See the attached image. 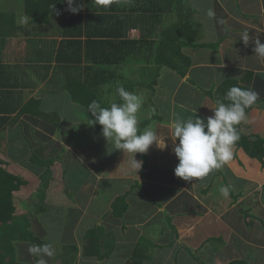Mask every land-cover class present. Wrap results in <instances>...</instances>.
Returning <instances> with one entry per match:
<instances>
[{
	"label": "crops",
	"instance_id": "obj_1",
	"mask_svg": "<svg viewBox=\"0 0 264 264\" xmlns=\"http://www.w3.org/2000/svg\"><path fill=\"white\" fill-rule=\"evenodd\" d=\"M151 1L160 12L148 24L143 22V13L136 11L142 0L128 4L138 16L128 31L129 38L138 39L140 28L146 33L155 28L157 38L165 26L179 20L173 13V0ZM91 2L97 4V0ZM184 5L200 24L197 43L206 44L182 49L190 58L185 75L153 63L124 70L129 73L128 85L155 83L152 94L139 91L143 105L138 116L140 126H157L167 145L160 150L153 144L146 159L135 153L134 158L142 162L137 173L130 167L131 154L115 149L112 140L95 129V137L78 134L77 130L84 128L76 125L84 118L83 110L81 118L71 119L73 133L70 130L67 135L63 120L46 115L51 107L44 106L45 102L55 94L58 102L66 99L71 110L76 105L62 89V74L52 81L55 86L49 85L56 64L53 56L62 37L61 19H50L34 31L36 43L41 45L39 57L27 39L17 41L13 35L5 41L3 62L11 71L0 70V85H5L10 75L12 87L8 91L0 86V108L11 113L0 130V159L5 162L0 168L20 166L28 179L38 181L29 158L11 149L16 136L37 149L28 148V156L41 150L64 152L63 164L51 166L48 208L38 215V223L48 242L79 247L73 264H129L135 251L142 256L140 264H196L198 259L205 264H264V166L236 146L230 162L204 178L185 181L174 175L178 158L169 137L174 116L187 119L193 109L194 115L211 116L215 100L205 92L215 91L226 79H236L258 93L256 104L247 112V122L238 125L241 133L264 138V59L254 53V40L264 43V0H184ZM209 11L213 12L211 17ZM246 29L250 37L247 44L240 39ZM130 68L135 69L133 74ZM114 85L115 79L103 85L108 94L105 99L113 101L116 92L109 88ZM44 87L53 89L45 91ZM147 106L152 108L150 113L145 112ZM30 135L39 137L32 140ZM51 144L56 147H48ZM64 184L74 200L64 194ZM221 187H228L227 197L221 194ZM126 192V209L118 218L112 214L111 204ZM98 225L104 229L100 247L111 240L110 233L114 241L110 256L102 261L95 253L85 255L82 251L84 233Z\"/></svg>",
	"mask_w": 264,
	"mask_h": 264
},
{
	"label": "trees",
	"instance_id": "obj_2",
	"mask_svg": "<svg viewBox=\"0 0 264 264\" xmlns=\"http://www.w3.org/2000/svg\"><path fill=\"white\" fill-rule=\"evenodd\" d=\"M22 13L29 17L35 24H46L50 19L60 18L61 39L54 54L56 64L54 63L53 77L62 78V89L67 93L70 100L81 107L83 110V120L79 126H87L95 129L102 135V126L98 123L89 125V119H93L88 113V105L92 100H97L103 107H108L112 102L120 103L116 89L123 86L126 90L134 93L139 91L153 93L154 82L144 86L138 84H127L129 73L125 72V68L138 64H155L158 67L169 68L180 76H184L189 65L190 58L182 49L184 47H199L197 40L200 38V24L192 18V12L189 8L184 7V0H173V13L179 17L177 22H173L165 26L159 37H155L153 31L145 32L144 28H140L141 35L138 39L128 37V31L134 26L135 9L132 10L128 5L131 0H116L110 8H104L98 4H93L91 0H74V6L79 5V10L75 13L68 10L66 0H21ZM93 5V7L91 6ZM151 0H142L141 5L137 6L136 11L143 13L142 18H146L144 23H149L152 17L160 11L156 7H152ZM171 8V6H170ZM172 9V8H171ZM13 11H0V70L1 73L11 71L10 66L3 62L5 41L8 37L14 35L16 26V16ZM151 31V29L149 28ZM214 47V45H209ZM34 50L39 57L41 53L40 46L35 43ZM52 60L50 61V63ZM15 67V66H14ZM16 70L18 69L15 67ZM60 69V70H57ZM134 68V67H133ZM132 74L135 69L130 68ZM3 76V75H2ZM13 76V75H12ZM17 77V76H16ZM3 78V77H2ZM115 79V85L109 88L113 91L115 97L113 101L105 99L107 88L105 83H109ZM7 83L0 85L1 87H12L10 75L6 76ZM18 78H15L17 81ZM16 85V82L14 83ZM232 86L243 85L236 79H226L221 82L215 91L205 92L211 96L215 102L223 99L226 92ZM112 92V93H113ZM227 102V101H225ZM252 108V107H251ZM246 109V113L251 109ZM0 130L7 120V115L11 112L7 109L0 108ZM6 115V116H5ZM154 118L159 116L154 114ZM237 147L257 160L264 166V138L257 134L245 135L241 133ZM141 154V153H140ZM64 152L60 151L56 156L40 157L34 153L29 158L31 168L35 172L38 182L32 187L22 202L17 205L14 201V193L20 189L22 184L27 182L17 175H13L4 168H0V264H22L16 259V243L26 242L32 245H43L50 243L44 239L45 231L38 223L37 216L47 210L46 198L47 190L52 180L51 166L55 162L63 164ZM144 159L146 154H141ZM3 164V160L0 159ZM27 167V166H24ZM64 194L73 199V195L66 184L63 188ZM127 192L114 198L111 207L112 214L120 218L126 209L125 197ZM74 202V201H73ZM38 226L35 228L34 226ZM103 227L88 229L83 236L82 251L85 255L95 253L96 257L102 261L110 256L114 241L112 233L109 237L111 240L100 247L99 242L103 233ZM100 235V236H99ZM105 237L106 234H103ZM56 253L53 257H45L48 263L53 264H73L78 253L79 247L76 244H53ZM142 256L135 251L130 259L129 264H140ZM37 260V257H35ZM57 261V262H56ZM196 264H205L198 259Z\"/></svg>",
	"mask_w": 264,
	"mask_h": 264
},
{
	"label": "clouds",
	"instance_id": "obj_3",
	"mask_svg": "<svg viewBox=\"0 0 264 264\" xmlns=\"http://www.w3.org/2000/svg\"><path fill=\"white\" fill-rule=\"evenodd\" d=\"M115 2L116 0H97V4L104 8H110ZM66 3L69 11L75 13L79 10V5L74 6V0H66ZM208 15L211 17L213 12L209 11ZM240 39L245 44L249 42L247 29ZM254 43V53L264 59V43L259 39H255ZM116 92L122 101L120 103L112 102L108 107H103L97 100L89 103L88 113L93 119H89L90 122L87 123L100 124L102 135L106 140L114 142L115 149L130 153V167L137 173L142 162L134 158L135 153L146 154L153 144L160 150H164L167 145L164 136H160L154 128L148 127L140 131L138 113L143 105V97L123 86L117 87ZM257 99L256 91L232 86L223 99L215 102V106L211 108V116L194 115L196 109L192 110L187 119L174 116L169 125L172 151L178 158L174 175L185 181L204 178L230 162L240 140L237 126L241 122H247L246 109L255 105ZM220 192L225 197L229 195L228 187H221ZM28 252L37 257L36 264H48L45 257H53L56 250L51 243H45L30 246Z\"/></svg>",
	"mask_w": 264,
	"mask_h": 264
},
{
	"label": "rangeland",
	"instance_id": "obj_4",
	"mask_svg": "<svg viewBox=\"0 0 264 264\" xmlns=\"http://www.w3.org/2000/svg\"><path fill=\"white\" fill-rule=\"evenodd\" d=\"M0 11H13L15 12V16H16V28H15V32H14V37L18 38L17 41H21L23 38L24 39H27V41H31V42H27L28 45H34L36 43L37 38V34L34 33V31L38 28V27H42L43 26H40L39 24H35L31 21V19H29V17H27L26 15H24L22 13V1L21 0H0ZM58 19V18H57ZM205 27H208L207 24H205ZM41 42V41H40ZM41 46V45H40ZM58 84V83H57ZM49 85L51 86H55L56 84L54 82H49ZM49 89H53V87H44L43 90L47 91ZM45 97V96H44ZM43 97V98H44ZM55 100V101H54ZM59 99H57V96L56 94L54 96H52V99L51 100H46L47 102H45V105L44 106H49L51 107V109H49L47 112H46V115H48V117L50 119H54V117H59L60 120L62 122H64V126H65V129L63 130L64 134H69L70 132L73 133V130H71V127H69L70 124H73L74 120H71L73 119L74 117H77V118H81V115H82V109L81 107H78L75 105L73 107V109L71 110L69 108V103L68 101L65 99L64 102H58ZM54 101V102H52ZM53 110V111H52ZM152 108H149V106H147L145 108V112H151ZM52 111V112H51ZM65 115L67 116L66 118ZM58 119V118H57ZM142 122V119H139V129L140 131L142 132L146 127L144 126H140V123ZM77 125V124H76ZM155 126V125H154ZM153 128L155 130L158 129L157 126H155ZM152 128V127H151ZM71 130V131H70ZM77 130V128H76ZM75 130V131H76ZM23 132L25 134V130L21 129L20 132ZM70 131V132H69ZM78 134H88L89 137H95L94 135V130L93 129H90L88 128L87 126H85L84 128H79V130H77ZM22 134V135H24ZM26 135V134H25ZM33 136L35 137H39V136H36V135H30L28 138L29 139H32V140H37L35 139ZM24 137H20V136H16L14 137L13 139V144H11V149L13 151V153H15L16 155H24V157H27V158H30L31 155L28 156V148H30L31 150H37L35 148V146H32V145H27L22 139ZM48 147H56V145H53L51 144L50 146ZM37 152V153H36ZM56 151H35L34 153L38 154L40 157H46V155H49V154H54V156H56L58 153L55 154ZM29 162V159L28 161ZM31 165V163H30ZM7 167H5L6 169ZM9 170H7L8 172H10L11 174H15L19 177H21L23 179V181L27 182L26 184H22L20 186V189L17 190L14 195V201L15 203L18 205L20 202H22V200L24 199L25 195H27V193L29 192V190L34 187L38 181H36V183H33L35 182V180H30L27 178V174L25 173V171H23V169H21L20 166L18 167H9L8 168ZM35 173V172H34ZM26 174V175H24ZM27 179L29 181H27ZM20 202H19V201ZM25 201V199H24ZM21 206H23L22 203H20ZM24 207V206H23ZM26 207H24L25 209ZM38 218V216H37ZM16 259H18V261L22 264H36V260L34 258V256L30 255L29 252H28V248L30 246H32V244L30 243H26V242H17L16 243ZM59 245H61V243L59 242Z\"/></svg>",
	"mask_w": 264,
	"mask_h": 264
}]
</instances>
